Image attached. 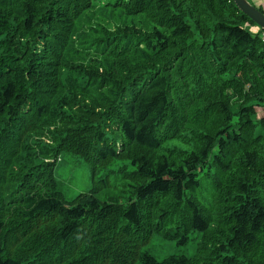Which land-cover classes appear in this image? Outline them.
Here are the masks:
<instances>
[{"label": "trees", "instance_id": "1", "mask_svg": "<svg viewBox=\"0 0 264 264\" xmlns=\"http://www.w3.org/2000/svg\"><path fill=\"white\" fill-rule=\"evenodd\" d=\"M246 25L233 0H0V264H264ZM82 164L103 186L69 201Z\"/></svg>", "mask_w": 264, "mask_h": 264}, {"label": "rangeland", "instance_id": "2", "mask_svg": "<svg viewBox=\"0 0 264 264\" xmlns=\"http://www.w3.org/2000/svg\"><path fill=\"white\" fill-rule=\"evenodd\" d=\"M246 27L252 34H254V32L251 31L250 25H246ZM255 109L257 114L256 119L259 120L264 118V108L256 106ZM263 132L262 127L258 126L256 133L263 134ZM58 177L69 189L67 193V200L69 201H72L81 193L92 191L95 188H101L103 186V184H100L99 182L93 184L91 167L86 164H82L77 168L62 167L58 170ZM119 186L122 188L121 184H119ZM197 236V234H193L189 243L186 245H179L175 242H167L158 238H153L150 247L147 250H149L159 261H162L171 255L193 257L199 243Z\"/></svg>", "mask_w": 264, "mask_h": 264}, {"label": "water", "instance_id": "3", "mask_svg": "<svg viewBox=\"0 0 264 264\" xmlns=\"http://www.w3.org/2000/svg\"><path fill=\"white\" fill-rule=\"evenodd\" d=\"M235 6L264 32V13L253 6L249 0H233Z\"/></svg>", "mask_w": 264, "mask_h": 264}, {"label": "crops", "instance_id": "4", "mask_svg": "<svg viewBox=\"0 0 264 264\" xmlns=\"http://www.w3.org/2000/svg\"><path fill=\"white\" fill-rule=\"evenodd\" d=\"M249 1L253 6H255L258 10L264 13V0H249ZM250 28L251 31L254 32V34H258L261 30L258 26H250Z\"/></svg>", "mask_w": 264, "mask_h": 264}, {"label": "built area", "instance_id": "5", "mask_svg": "<svg viewBox=\"0 0 264 264\" xmlns=\"http://www.w3.org/2000/svg\"><path fill=\"white\" fill-rule=\"evenodd\" d=\"M260 37H261L262 42L264 43V32L261 33Z\"/></svg>", "mask_w": 264, "mask_h": 264}]
</instances>
